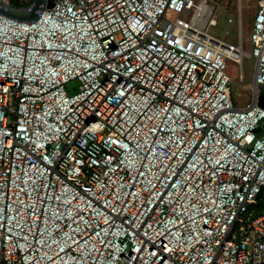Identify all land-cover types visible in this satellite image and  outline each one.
Masks as SVG:
<instances>
[{"label":"built area","instance_id":"1","mask_svg":"<svg viewBox=\"0 0 264 264\" xmlns=\"http://www.w3.org/2000/svg\"><path fill=\"white\" fill-rule=\"evenodd\" d=\"M217 22L210 0L0 14V264H264V0L250 52Z\"/></svg>","mask_w":264,"mask_h":264},{"label":"rangeland","instance_id":"2","mask_svg":"<svg viewBox=\"0 0 264 264\" xmlns=\"http://www.w3.org/2000/svg\"><path fill=\"white\" fill-rule=\"evenodd\" d=\"M27 1V0H24ZM259 0H210L216 7L218 24L210 28L215 37L238 44L242 39L243 49L251 51V44L247 38L252 28ZM255 60L244 56L242 59L243 79L239 78L241 67L234 61H228V73L233 78L232 88L236 96L248 93L253 85ZM77 91V84L68 88L69 93Z\"/></svg>","mask_w":264,"mask_h":264},{"label":"water","instance_id":"3","mask_svg":"<svg viewBox=\"0 0 264 264\" xmlns=\"http://www.w3.org/2000/svg\"><path fill=\"white\" fill-rule=\"evenodd\" d=\"M31 3L27 7H15L12 4L0 0V14L12 17L19 21L31 22L37 20L40 12L50 9L56 0H30ZM260 106L264 107V95L261 97Z\"/></svg>","mask_w":264,"mask_h":264},{"label":"trees","instance_id":"4","mask_svg":"<svg viewBox=\"0 0 264 264\" xmlns=\"http://www.w3.org/2000/svg\"><path fill=\"white\" fill-rule=\"evenodd\" d=\"M31 3L30 0L22 1V0H10V4H12L15 7L21 8V7H27Z\"/></svg>","mask_w":264,"mask_h":264},{"label":"bare ground","instance_id":"5","mask_svg":"<svg viewBox=\"0 0 264 264\" xmlns=\"http://www.w3.org/2000/svg\"><path fill=\"white\" fill-rule=\"evenodd\" d=\"M217 24H218V22H217ZM217 24H216V25H217Z\"/></svg>","mask_w":264,"mask_h":264},{"label":"crops","instance_id":"6","mask_svg":"<svg viewBox=\"0 0 264 264\" xmlns=\"http://www.w3.org/2000/svg\"><path fill=\"white\" fill-rule=\"evenodd\" d=\"M23 1V0H22ZM10 2V1H9Z\"/></svg>","mask_w":264,"mask_h":264}]
</instances>
